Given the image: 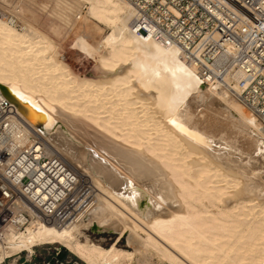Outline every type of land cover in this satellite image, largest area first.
Listing matches in <instances>:
<instances>
[{
    "label": "bare ground",
    "instance_id": "obj_1",
    "mask_svg": "<svg viewBox=\"0 0 264 264\" xmlns=\"http://www.w3.org/2000/svg\"><path fill=\"white\" fill-rule=\"evenodd\" d=\"M44 1L75 36L105 33L83 48L92 69L75 75L46 34L0 16V93L50 155L63 160L75 144L84 168L63 161L78 186L86 178L104 198H86L65 223L30 208L24 228L1 235L0 264L55 245L84 264H264V127L237 98L239 76L226 78L235 91L205 85L177 47L134 31L127 0ZM209 101L237 121L252 152L199 130L192 109ZM88 230L118 238L104 249Z\"/></svg>",
    "mask_w": 264,
    "mask_h": 264
},
{
    "label": "built area",
    "instance_id": "obj_2",
    "mask_svg": "<svg viewBox=\"0 0 264 264\" xmlns=\"http://www.w3.org/2000/svg\"><path fill=\"white\" fill-rule=\"evenodd\" d=\"M127 1L134 31L177 47L205 85L235 91L226 78L239 76L237 98L264 127V0ZM0 16L20 26L2 9ZM86 191L0 93V238L10 225L24 228L30 208L46 222L71 221ZM47 251L50 258L36 260L34 252L19 256L16 264H81L60 247Z\"/></svg>",
    "mask_w": 264,
    "mask_h": 264
},
{
    "label": "rangeland",
    "instance_id": "obj_3",
    "mask_svg": "<svg viewBox=\"0 0 264 264\" xmlns=\"http://www.w3.org/2000/svg\"><path fill=\"white\" fill-rule=\"evenodd\" d=\"M3 2H5V3H3ZM46 4L47 3L44 0H31V1L30 0H0V7L2 6L0 9L4 10V8H5V10H4L5 12L3 11L4 13L9 12V15H16L15 18H17V20H20V21H18V22H20L19 23L20 26L17 27L14 25V27L19 32L25 31V29H26L25 22H26V24H28L32 27L34 26L33 27L34 29L42 32L43 34H46L58 47V49L61 53V58H60L61 61H63L71 69V71L75 75L82 76V77L87 75L92 69V63L84 58L85 57V52H84L85 50L84 49L87 46V43L89 42V39L87 40V37L93 36L94 38H90L92 40V39L96 38V35L98 38V37L104 36L105 33L102 32L100 34L98 32L96 33L95 31H93L94 35H93V33H91L88 36H75L74 31H71L70 29H68V27L65 26L61 21H58V19L56 20V17H54V14L52 13L51 7L48 6L46 8ZM12 10L14 12L16 11L17 13L15 12L16 14H13L14 12ZM20 11L22 12L21 15H20ZM50 28H52V29H50ZM106 33H107V31H106ZM66 36H68V37H66ZM76 43H78V44H76ZM209 103H210L209 104L210 107L207 105V106H205L206 107V109H205L203 106V107H201V109L203 108V110H201V111H198L199 109H196V108L192 109L193 111L191 110L192 113H195L197 115V119H198L197 125L198 126L197 125L196 126L199 128V130H201L203 132L205 130L206 134H209V136L217 138V139H222V142L227 141L226 143H228V144H232L233 143L232 140L234 139L233 141H235V143H237V144L234 143V144H232V146L236 147L240 152L245 153V154L252 152V150L254 149V142H251L250 140H248V138L245 136V133L240 128L237 121L234 118H232L231 116L227 115V113L220 112L222 110L218 109V107L215 104H213L214 103L213 101H211V102L209 101ZM207 107H208V109H207ZM198 112L199 113L202 112V115L204 117L198 118ZM196 115H194V118H196L195 117ZM206 118L208 119V121L206 120ZM202 120L204 122L205 121L206 122L204 123ZM63 123H64L63 121H59L55 128L61 129L63 131V133H68L70 138L72 140H74L76 143L80 142L81 144H83L84 139L82 138V136L78 132L79 130L76 128L71 129L66 124V122L64 124ZM218 135H219V138H218ZM224 136H225V138H224ZM225 139H227V140H225ZM53 148L55 149L56 147H53ZM74 148H75V144L70 141V147H69L67 152H64V156H62V158H63V160H65V162L67 164H70L73 167L78 166V167H80L79 169H83L84 168V158L80 157L82 155L79 154L77 157H73L71 155V151ZM67 156L69 158H67ZM85 180H87V181H85ZM90 185H91V181H89L86 178L83 179L79 183L78 188L83 186L84 188L86 187V190H87L86 192H83L81 194L82 199L84 198V200H85L88 197H94L97 195L98 196L100 195L101 199L104 198L103 195L99 193L100 191H98V189H94V187H92V185L91 186ZM85 234H86V236H88L90 241H92L93 243L99 244L104 249L109 248L113 243L116 242V240L118 238L117 234H106V233L105 234H97V233L91 232L89 230L85 231ZM124 245H126V235L122 238V244L120 246V249L126 250L124 248ZM55 246L58 247L57 245H55ZM50 248H51L50 246L36 248L34 250V252L36 253V255H35V257L37 258L36 260H42V258L44 256H47L50 258V256L47 254V252H48L47 250ZM61 250H62V254H68V252L65 249L61 248ZM49 252H51V251H49ZM25 254L26 253H22V254H20V255L18 254V255L21 257L28 256L27 254L26 255ZM18 255L13 256L12 258L5 260L3 263L4 264H14V261L18 258ZM72 259L76 260L74 257H72ZM80 263L84 264L82 262H80Z\"/></svg>",
    "mask_w": 264,
    "mask_h": 264
}]
</instances>
